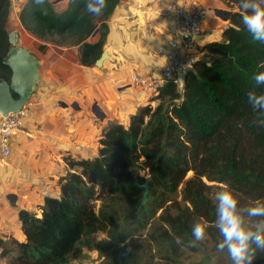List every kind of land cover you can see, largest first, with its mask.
Masks as SVG:
<instances>
[{"label": "trees", "instance_id": "1", "mask_svg": "<svg viewBox=\"0 0 264 264\" xmlns=\"http://www.w3.org/2000/svg\"><path fill=\"white\" fill-rule=\"evenodd\" d=\"M232 1L236 7L223 38L207 44L183 88L169 82L138 107L128 125L110 121L95 157H64L68 171L57 180L59 194L44 198L40 215L19 211L25 240L0 238L8 264H69L83 255L84 247H92L91 237L100 231L107 234L102 243L111 251V264L189 258L198 250L197 244L188 246L195 222L205 224L215 246L222 240L215 226L222 184L233 191L247 229L257 231L264 224V217H249L246 211L264 203V113L247 100L250 90L264 95V85L253 80L264 71V43L252 39L241 22L239 0ZM119 2L107 0L96 16L87 12L85 0H67L60 12L51 0L41 6L27 0L19 18L38 39L79 46L80 64L93 66ZM11 8L12 1L0 0V78L5 80L12 73L4 63L11 46L6 27ZM147 179L148 201L141 205L144 188L139 184ZM181 185L179 200L173 195ZM144 232L148 258L133 242ZM223 256L210 264H233L227 251ZM252 264H264V252L256 250Z\"/></svg>", "mask_w": 264, "mask_h": 264}, {"label": "crops", "instance_id": "2", "mask_svg": "<svg viewBox=\"0 0 264 264\" xmlns=\"http://www.w3.org/2000/svg\"><path fill=\"white\" fill-rule=\"evenodd\" d=\"M26 1L12 0L6 27L16 31L19 43L40 60L37 92L41 100L30 109L25 131L12 138L6 166L0 165V238L20 241L25 235L19 211L40 215L44 198L59 194L57 180L68 171L64 157H95L110 121L129 124L130 116L151 96L131 83L130 74L159 75L164 55L158 50L180 34L179 20L168 10L176 0H120L109 19L107 59L102 67L84 66L79 62V46L45 42L23 27L19 13ZM51 1L57 12L67 7V0ZM197 1L206 11L198 36L199 58H203L207 44L223 38L236 5L232 0ZM41 44L46 45L44 50L39 49ZM95 103L103 117L94 113ZM1 251L0 264H8V255L2 256Z\"/></svg>", "mask_w": 264, "mask_h": 264}, {"label": "clouds", "instance_id": "3", "mask_svg": "<svg viewBox=\"0 0 264 264\" xmlns=\"http://www.w3.org/2000/svg\"><path fill=\"white\" fill-rule=\"evenodd\" d=\"M36 6L45 4V0H32ZM240 7L244 10L241 22L254 41L264 43V0H239ZM107 6V0H85V8L91 15H100ZM255 85H264V71L253 75ZM180 87H184L185 81L175 80ZM247 100L251 105L264 113V95H257L255 91L247 93ZM260 127H264L261 120ZM223 187L216 193L217 204L215 207V226L222 240L216 245V251L230 256L233 264H252L256 250L264 252V224L257 231H252L244 226V218L237 211L238 200L229 186ZM249 217H264V203H256L246 209ZM206 226L203 222H195L191 228L193 240L189 247H194L195 242L205 238Z\"/></svg>", "mask_w": 264, "mask_h": 264}, {"label": "built area", "instance_id": "4", "mask_svg": "<svg viewBox=\"0 0 264 264\" xmlns=\"http://www.w3.org/2000/svg\"><path fill=\"white\" fill-rule=\"evenodd\" d=\"M168 10L173 12L179 20L180 34L178 38L168 40L165 48L158 50L164 55L160 74L142 75L136 72L130 74L131 83L151 93V96L157 94L169 82L179 85L175 80L181 73L187 74L193 69L200 54L198 36L206 19L205 9L197 0H176L169 3ZM30 98L21 109L6 115L0 114V155L2 159H6L11 153L12 138L25 131L24 121L29 116L30 106L34 104V100Z\"/></svg>", "mask_w": 264, "mask_h": 264}, {"label": "water", "instance_id": "5", "mask_svg": "<svg viewBox=\"0 0 264 264\" xmlns=\"http://www.w3.org/2000/svg\"><path fill=\"white\" fill-rule=\"evenodd\" d=\"M8 40L11 46L4 63L10 67L12 73L9 80L0 78V114L2 115L21 109L28 99L37 92L40 81L41 63L39 58L26 46L19 43V34L16 31L9 32ZM107 57L108 51L103 50L95 65L102 67ZM185 77L186 73H181L178 79L182 78L185 81ZM93 111L96 116L103 117L97 103L94 104ZM139 186L144 188L141 205H145L148 201L150 182L147 179L144 184H139Z\"/></svg>", "mask_w": 264, "mask_h": 264}, {"label": "rangeland", "instance_id": "6", "mask_svg": "<svg viewBox=\"0 0 264 264\" xmlns=\"http://www.w3.org/2000/svg\"><path fill=\"white\" fill-rule=\"evenodd\" d=\"M35 52L37 53L38 51L36 50ZM37 98L38 92H35L30 98L34 100V104L30 106L31 110L36 106V104L40 102L41 99L38 100ZM5 161L6 160L2 159L0 156V165L6 166ZM192 174V172H189L187 176L190 177ZM181 189L182 185L178 188V191L173 195L174 198L181 200ZM107 239V234L103 231L93 234L91 237L92 247H84L83 255L79 259L71 260L69 264H111V251L109 249H106V246L102 243ZM133 242L143 247V258H148L149 246L147 244V232L135 236L133 238ZM196 244L198 246V250L191 253V256L189 258H182L181 260H177L175 262H159L158 258H155V261L159 262L160 264H210L215 263L218 259L224 257L223 253H219L216 251V246L207 234H205V238L202 241L196 242ZM157 249L158 248L154 247L152 253H156L155 251Z\"/></svg>", "mask_w": 264, "mask_h": 264}]
</instances>
